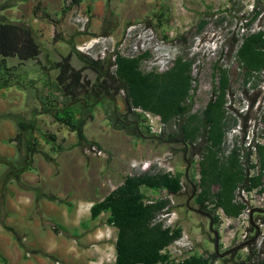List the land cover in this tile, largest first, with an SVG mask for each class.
<instances>
[{"label": "trees", "instance_id": "obj_1", "mask_svg": "<svg viewBox=\"0 0 264 264\" xmlns=\"http://www.w3.org/2000/svg\"><path fill=\"white\" fill-rule=\"evenodd\" d=\"M79 2L74 0L76 4ZM71 7L72 4H68L64 11H69ZM258 15L259 12H256L253 19ZM253 19L246 22V27L251 26ZM54 24L57 33H60L59 22L54 21ZM233 45L237 47L235 56L244 83L260 81L264 77V28L236 36ZM76 53L73 46L67 55L54 63L58 70L56 87L64 98L61 105L56 107L52 104L50 108L42 107L43 110L36 111L50 113L54 122L70 131H78L81 116L86 111H92L104 100L112 102L115 94L123 92L126 114L122 118L114 112L116 129H124L139 141L150 139L160 143H180L184 151L188 147L187 152L192 157L199 155L198 181L181 170L172 172L150 168L126 174L107 196L94 203L92 215L108 211V222L118 229L114 264H214L218 260L223 264H264V249L253 245L245 255L238 251L220 257L213 250L207 255L196 253L176 261L167 248L182 236L183 226H168L164 219H160V215L175 208L170 196L181 194L185 186L192 193L193 183L197 186L194 205L213 214L217 228L221 221L219 210L228 217L237 218L246 208V204L238 199V192H264V141L255 138L246 144L248 127L245 122H239V117L245 116L232 112L228 70L222 66L214 68L211 96L202 110L193 111L196 78L193 76L192 58L180 55L164 71L145 72L141 63L149 55L148 52L136 57L116 52L107 58V64L82 59L84 63L81 67L73 63ZM40 54L41 45L29 24L0 20V88L10 87L15 81L9 78L14 73L11 71L14 67L9 66L8 58H18L22 63L38 59ZM90 68L97 74L93 81L85 73ZM255 85L256 82L253 83ZM136 109L159 115L162 122L170 126L169 130L164 128L160 134H151L148 125L128 118ZM236 126L243 132L242 139L239 141L235 137L233 143L227 145L228 133ZM22 135L19 128L16 138L20 139ZM149 191H165L166 196H150ZM257 219L264 222V214H254V223ZM254 228L251 223L248 229L252 232ZM254 236L250 235L248 240Z\"/></svg>", "mask_w": 264, "mask_h": 264}, {"label": "rangeland", "instance_id": "obj_2", "mask_svg": "<svg viewBox=\"0 0 264 264\" xmlns=\"http://www.w3.org/2000/svg\"><path fill=\"white\" fill-rule=\"evenodd\" d=\"M115 1L117 3L116 6L111 7L112 10H108L107 17L110 19L117 18L120 21V16H125L123 29L118 35H106L103 31H93L90 29L91 22L89 24V30L86 33L79 32L73 24L69 25L71 26L70 28L60 29V33L56 31V41L58 40L61 43L62 40L67 39L69 41L67 44L69 46V52L73 46L76 52H78L73 59L76 67H81L84 63L83 61L89 60L103 61L107 64L109 63L107 58L116 52L135 57L144 52H148L149 55L143 58L141 63V69L145 72L166 70L168 66L170 67L173 64L175 58L180 55L192 58L193 76L196 78V83L194 84L195 91L193 92V111H200L205 107L211 96L214 68L216 66H222L228 70L231 76L232 112L234 115L243 113L245 116H240L239 122H242V124L245 122L248 127L246 135V141L248 142L246 144L255 138H259L262 142L264 141V77L260 81L253 80V82L244 83V78L235 56L237 47L233 45L236 36H240L244 32L248 33L264 28V0ZM24 2L25 0H0V20L15 22L17 20L15 13L19 11V6ZM69 2L72 4L68 12L70 18L73 9H81V7L74 3V0H67L66 5ZM36 7L35 5L34 8ZM82 10L86 11L85 9ZM111 11L113 13L116 12L119 18L116 15H112ZM256 12H259V15L254 20L253 18ZM33 15H35V12ZM252 19L254 21L251 26L246 27V22ZM27 22L29 23V21ZM79 34L84 35V39L76 40V36ZM66 35L67 38L65 37ZM93 37H98L100 43L95 44L94 49L90 51H81L79 46L84 41L90 40ZM60 49L62 50V47ZM51 54L53 55V52ZM101 54L104 55L102 59H100ZM61 55L64 56L65 54L62 53ZM46 56V53L42 56L45 61H47ZM53 57H55V54ZM111 60L113 61L114 58L112 57ZM7 63L12 68L14 67L11 69L14 73L9 78L11 81L13 79L15 80L14 84L18 83L19 87L15 90L22 92L24 94L23 99L26 100L30 88L28 81L30 77L26 76L27 68L24 67V70L15 68L16 61L14 60H10ZM39 66V63H32V70L29 72L31 76L41 75L40 77L43 78L44 73L43 70H40ZM85 73L92 81L97 78V74L91 68L85 70ZM47 80L48 74L46 73L43 82L47 84ZM255 82L256 85L253 86ZM12 89L10 88L9 90L12 91ZM10 97L16 99L20 95L11 93ZM114 98V103L109 100H104V103L96 105L92 111H86L81 116L80 128L77 131L79 136H89V139L85 137L81 141V150L85 155L87 154L84 152V148L89 144H96L105 151L104 156H87L91 157L93 161H97L98 166L108 167V169L110 168L114 171V174H111L108 181L110 188L123 181L126 174L141 171V169L133 167L132 163L143 162L137 156L141 153L139 150L142 149L145 154L150 146L152 148L151 153L155 152L149 158L152 162L151 169H157V167L163 168L158 164V160L161 159L166 166L171 168L172 172L181 170L186 173L189 160L191 164L188 175L198 181L199 155L192 157L189 152L185 153L182 144L173 142L160 143L157 140L147 139L144 147L141 146L138 148V144L144 141H139V139L127 133L124 129H116L114 127V112L116 111L118 116L125 118L126 106L123 92L115 94ZM13 107V111L8 115L13 118L17 127L21 128L23 135L30 134L31 128L35 126L33 118L41 114L36 111L38 108L37 100L30 98L26 106L22 101L19 104L13 105ZM152 115L155 116L156 121L157 116ZM49 117L51 116L46 114L45 120H47V124H44L46 121L39 122L42 131L48 132L52 130L50 125L48 127ZM128 118L130 120H139L148 125L147 115L142 109H136ZM164 128L169 130L170 126L165 124ZM55 131L58 132L57 129ZM149 132L151 133L150 128ZM242 136L243 132L239 126H236L228 133L227 145L232 144L235 137L241 141ZM254 160H256V157H254ZM16 161L15 159L9 158L7 162L8 166H10L9 174H7L9 177L7 175L5 176V174H0L1 185H9L14 182L10 179V174L17 176L29 169L30 166L25 168V165L21 166ZM5 164L6 162H0V167L3 169L7 166ZM150 192H148L149 195ZM151 193L153 194L150 196L154 197L166 196V192L162 191L160 193ZM190 195L191 190L185 186L181 194L170 196L175 208L164 220H171L174 224L182 225L183 234L181 237L190 239L199 254L207 255L209 251L214 250V235L209 229V218L191 208H196L193 203V198L190 200L191 207L188 206L187 201ZM247 197L252 202L253 208H264V192L252 191L248 193ZM236 223L237 221L235 223L233 221V225H228L226 221H220L217 225L218 228L214 224L221 235V252L246 242L239 243L232 236V229H237L238 234L246 229L243 225L237 227ZM258 249H264V245L258 247ZM238 251L242 255L248 252L244 247L233 252ZM218 264L223 263L218 260ZM228 264H234V262H229Z\"/></svg>", "mask_w": 264, "mask_h": 264}, {"label": "crops", "instance_id": "obj_3", "mask_svg": "<svg viewBox=\"0 0 264 264\" xmlns=\"http://www.w3.org/2000/svg\"><path fill=\"white\" fill-rule=\"evenodd\" d=\"M116 4L115 0H80L77 5L91 15V30L118 35L123 29L125 16H120V21L107 17L108 10ZM65 6L64 0H25L15 13V22L23 21L34 29L42 54L38 59L22 63L15 57L7 59V62L16 61L17 69L27 68L30 88L26 100L22 92L15 90L19 87L18 83L0 88V159H4L0 162L7 165L3 169L0 167V174H9V158L17 160L16 163L21 166H30L17 176L10 174V179L14 181L11 184H0V264L115 262L118 229L108 222V211L93 216L92 206L122 181L110 188L108 181L114 171L98 166L97 161L81 150V141L85 137L89 139V136H79L77 131H70L54 122L50 113L35 116V126L30 134L22 135L20 139L16 138L19 132L16 122L8 116L13 111V105L23 101L26 106L30 98L37 100L38 111L43 110L42 107L50 108L52 104L59 107L63 102L61 92L56 89L58 70L54 63L61 60L62 53H69V41H56L54 21L59 22V30L71 27L70 10L65 12ZM111 13L118 17L116 12ZM84 37L79 34L76 40ZM45 53L47 61L42 57ZM34 62L39 63L40 70H43V78L41 75H30ZM46 73L47 84L43 82ZM10 88H13L12 91ZM11 93L20 97L14 99L10 97ZM46 114L51 116L48 127L50 125L52 130L48 132L42 131L39 125L43 121L47 124ZM144 143L146 141L140 142L137 147H144ZM147 150L145 154L142 149L139 150L141 153L137 156L140 160H149L150 155L155 153H151V146Z\"/></svg>", "mask_w": 264, "mask_h": 264}, {"label": "built area", "instance_id": "obj_4", "mask_svg": "<svg viewBox=\"0 0 264 264\" xmlns=\"http://www.w3.org/2000/svg\"><path fill=\"white\" fill-rule=\"evenodd\" d=\"M69 4H71V2H69ZM70 20H71L72 24L76 26V28L79 32L86 33L89 30V24L91 22V17L86 11H84L82 9H78V8L73 9V11L70 15ZM97 43H100L99 38L93 37L90 40L84 41L79 46V49L81 51H90L91 49H94V46ZM124 56L135 57V56L126 55V54ZM102 58H104L103 54H101V56H100V59H102ZM113 58L115 59V55L113 56ZM168 68H169V66L166 69H168ZM145 113L147 115V119H148L147 124L149 125L151 133L152 134H160L163 131L164 126H165V124L161 120V117L159 115H156L157 120L155 121V118H154L155 116H153L150 112L145 111ZM84 152L87 155H95V156H104L105 155V151L102 148H100L99 146H97L96 144H89L88 146H86L84 148ZM158 164H160L163 168H166V170L172 171L171 168L166 166V164L163 163V161L161 159L158 160ZM132 165H133V167H137V168L141 169V171H143V170L150 169L152 162L150 160H146L143 162H133ZM248 193L249 192H246L245 190H241L240 192H238V199L246 204V208L240 214L239 217L231 218V217L226 216L222 210L218 211V214H219L221 221H223V222L226 221L228 225H230V224L233 225V221H234V223H235V221H237V223H236L237 227L240 225H243L244 227H246V229L243 232H241L240 234H238L239 232L237 229H232L231 234L235 239H237V241H239V243L247 241L250 238L249 237L250 235H256L258 233V235L256 236L255 240L252 243H249L246 246H244V248L247 251H249V248L251 245H253L257 248L262 247L264 245V222L261 219H257L255 221V223L258 226V228H254V230L252 232H249V229H248L250 224H251V211L253 209L252 202H250L248 197H247ZM171 213L172 212L163 213L162 215H160V219H165ZM165 224L168 226L174 225L173 221H171V220H168V221L165 220ZM167 250L171 254V257L173 259H175L176 261H181V260L185 259L186 257H189L192 254L198 253L195 250L193 242L190 239L184 238V237H180L179 239L174 241L167 248ZM115 258H116V256H115ZM56 264H61V263L56 262ZM214 264H218V261H216Z\"/></svg>", "mask_w": 264, "mask_h": 264}, {"label": "water", "instance_id": "obj_5", "mask_svg": "<svg viewBox=\"0 0 264 264\" xmlns=\"http://www.w3.org/2000/svg\"><path fill=\"white\" fill-rule=\"evenodd\" d=\"M158 137V136H156ZM188 151V147H186V151L185 153ZM186 158V156H185ZM190 164L191 162L188 160V166H187V169H186V175L188 176V171H189V167H190ZM196 190H197V186L196 184L193 183V191L187 201V204L188 206H190V200L194 197L195 193H196ZM191 207V206H190ZM192 209L196 210L197 212H200L202 214H204L205 216H207L209 218V229L213 232V235H214V250L220 255V257H224L225 255H228L229 253L237 250V249H240L242 247H244L245 245L251 243L253 240H255L256 236L258 235V233L254 236V238L244 242V243H241L239 244L238 246H235L233 248H230V249H227L223 252L220 251V232L218 229L215 228L214 226V216L213 214L209 213V212H206V211H202V210H199L197 208H194V207H191ZM254 213H262L264 214V208L262 207H255L252 209L251 211V223L256 227L258 228V226L254 223V220H253V216H254Z\"/></svg>", "mask_w": 264, "mask_h": 264}, {"label": "bare ground", "instance_id": "obj_6", "mask_svg": "<svg viewBox=\"0 0 264 264\" xmlns=\"http://www.w3.org/2000/svg\"><path fill=\"white\" fill-rule=\"evenodd\" d=\"M163 163H164V162H163ZM173 172H174V171H173ZM255 224H256V223H255ZM254 227H255V226H254ZM255 228H256V227H255ZM253 241H254V240H253ZM253 241H252V242H253ZM252 242H251V243H252Z\"/></svg>", "mask_w": 264, "mask_h": 264}, {"label": "flooded vegetation", "instance_id": "obj_7", "mask_svg": "<svg viewBox=\"0 0 264 264\" xmlns=\"http://www.w3.org/2000/svg\"><path fill=\"white\" fill-rule=\"evenodd\" d=\"M112 102L114 103V102H115V100H112Z\"/></svg>", "mask_w": 264, "mask_h": 264}]
</instances>
